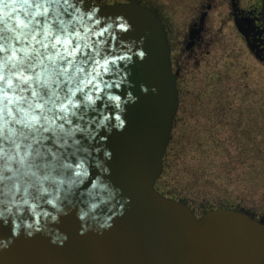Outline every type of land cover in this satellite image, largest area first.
<instances>
[{"label":"water","instance_id":"95a60500","mask_svg":"<svg viewBox=\"0 0 264 264\" xmlns=\"http://www.w3.org/2000/svg\"><path fill=\"white\" fill-rule=\"evenodd\" d=\"M62 3L65 19L99 9L102 22L93 27L99 34L91 36L93 49L87 51L100 48L101 61L108 59L112 71L97 83L112 87L89 86L96 104L76 109L70 124L57 119L56 128L75 130L59 143L42 121L23 166L0 154V209L12 207L7 222L0 221V264H263L264 225L249 214L220 209L197 217L186 203L155 188L179 107L171 47L158 13L137 2ZM262 14L264 19V0ZM109 22L113 28L103 31ZM109 93L121 97L123 110ZM10 149L11 142L0 137V150L15 155ZM46 175L64 183L41 184L37 177ZM57 194L58 207L49 203ZM25 198L29 204L22 203ZM24 221L34 227L25 228Z\"/></svg>","mask_w":264,"mask_h":264},{"label":"rangeland","instance_id":"374dc122","mask_svg":"<svg viewBox=\"0 0 264 264\" xmlns=\"http://www.w3.org/2000/svg\"><path fill=\"white\" fill-rule=\"evenodd\" d=\"M97 2H137L159 11L168 27L182 32L208 0ZM212 3L216 6L210 13L214 29L225 20L222 34L216 39L219 43L210 48V56L200 58L198 65L192 63L184 74L181 105L156 188L164 196L188 204L199 217L219 209L243 208L262 214L264 68L250 57L227 21L228 5L223 0ZM218 73L219 83L211 86L207 75L214 83L212 78Z\"/></svg>","mask_w":264,"mask_h":264},{"label":"clouds","instance_id":"9594fccd","mask_svg":"<svg viewBox=\"0 0 264 264\" xmlns=\"http://www.w3.org/2000/svg\"><path fill=\"white\" fill-rule=\"evenodd\" d=\"M64 7L62 0H0V137L11 142L10 151L15 155H10L9 150H0V154L8 160L18 159L22 166L31 155L29 141L35 139L32 134L38 131L37 126L42 121L48 125L45 131L55 130L57 119L70 124V116L76 115V109L91 104L93 96L86 91L89 86L93 91L112 87L111 83H104L103 88L97 83L112 71L108 59L101 61L100 48L91 53L87 51L93 49L91 36L99 34L93 31V27L102 22L96 15L99 9L65 19L61 11ZM113 26L114 22H109L103 31ZM117 26L124 27L123 24ZM138 55L142 60L145 53L141 51ZM122 58L131 60L127 54ZM78 94L81 99H77ZM108 99L116 109L123 110L119 95L109 93ZM135 100L128 92L127 101L134 103ZM120 125H123L122 120ZM63 127L59 125L60 129ZM37 178L41 184L47 180L64 183L52 175ZM41 191L47 193L49 189L42 187ZM58 198L57 194L49 203L58 207ZM22 203L29 204V200L25 198ZM11 212L12 207L0 209V221L7 222L6 213ZM23 226L31 229L34 224L24 221ZM35 226H39V219ZM20 228V222L14 219V234L19 235ZM27 234L33 235L31 231Z\"/></svg>","mask_w":264,"mask_h":264},{"label":"flooded vegetation","instance_id":"af4514ba","mask_svg":"<svg viewBox=\"0 0 264 264\" xmlns=\"http://www.w3.org/2000/svg\"><path fill=\"white\" fill-rule=\"evenodd\" d=\"M91 1L97 5H102L97 2V0ZM216 1L217 0H215V2ZM212 2L213 0H208L206 4L202 5L199 13L189 20L182 32L168 27L165 18H163L159 11L155 10L163 22L171 47L172 70L177 78V88L179 92L178 110L181 105L182 85L186 81L184 74L187 73L188 70L190 71L192 63L198 65L201 63L200 58L210 56V48L215 46L216 43H219L216 39L222 34V27L225 24V20L222 19L220 21L221 27H217V29H214L210 20V13L216 7ZM223 2L228 5L229 13L227 21L232 23L250 57L264 68L263 0H223ZM240 29L243 32H241ZM216 65H218V63L213 67H216ZM213 71L215 70L213 69ZM185 76L189 78V76ZM207 76H209L208 80L211 86L220 81L219 73L212 78L214 83L210 81L211 75L208 74ZM210 100H212V98H209L208 102ZM221 113L225 116L226 109L222 110ZM175 124L176 118L173 129L175 128ZM237 211L249 214L253 219L264 225V213H253L243 208Z\"/></svg>","mask_w":264,"mask_h":264},{"label":"snow or ice","instance_id":"6c2138e0","mask_svg":"<svg viewBox=\"0 0 264 264\" xmlns=\"http://www.w3.org/2000/svg\"><path fill=\"white\" fill-rule=\"evenodd\" d=\"M107 63H108V61H105V64H107ZM98 98L99 97H97V99ZM90 100H91V104L88 105V107H91L92 105H95L96 104V99H94L93 97H90ZM81 119H84V117L81 116ZM51 131L55 132L56 140L59 143L64 136H72L73 135V132L75 130H71V131H68V132H64L63 130H61L59 128H56L55 130H51ZM37 154L39 155V153H37Z\"/></svg>","mask_w":264,"mask_h":264}]
</instances>
